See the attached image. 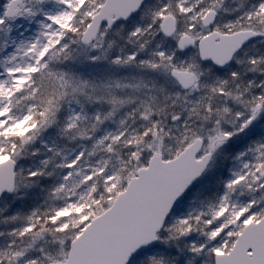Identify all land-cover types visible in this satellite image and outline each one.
Wrapping results in <instances>:
<instances>
[{
	"label": "snow or ice",
	"instance_id": "obj_1",
	"mask_svg": "<svg viewBox=\"0 0 264 264\" xmlns=\"http://www.w3.org/2000/svg\"><path fill=\"white\" fill-rule=\"evenodd\" d=\"M0 264H264V0H0Z\"/></svg>",
	"mask_w": 264,
	"mask_h": 264
}]
</instances>
